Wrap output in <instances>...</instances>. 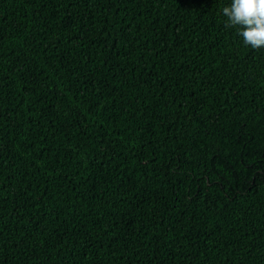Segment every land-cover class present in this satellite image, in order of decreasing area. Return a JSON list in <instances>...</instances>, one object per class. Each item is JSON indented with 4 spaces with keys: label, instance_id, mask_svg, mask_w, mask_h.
<instances>
[{
    "label": "trees",
    "instance_id": "1",
    "mask_svg": "<svg viewBox=\"0 0 264 264\" xmlns=\"http://www.w3.org/2000/svg\"><path fill=\"white\" fill-rule=\"evenodd\" d=\"M231 0H0V264H264V48Z\"/></svg>",
    "mask_w": 264,
    "mask_h": 264
},
{
    "label": "clouds",
    "instance_id": "2",
    "mask_svg": "<svg viewBox=\"0 0 264 264\" xmlns=\"http://www.w3.org/2000/svg\"><path fill=\"white\" fill-rule=\"evenodd\" d=\"M226 27H238V35L253 49L264 48V0H231L222 9Z\"/></svg>",
    "mask_w": 264,
    "mask_h": 264
}]
</instances>
